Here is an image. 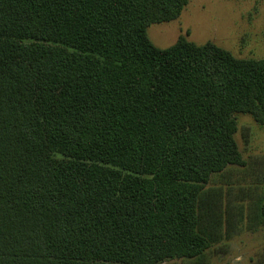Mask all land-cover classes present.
Returning a JSON list of instances; mask_svg holds the SVG:
<instances>
[{
  "label": "trees",
  "instance_id": "trees-1",
  "mask_svg": "<svg viewBox=\"0 0 264 264\" xmlns=\"http://www.w3.org/2000/svg\"><path fill=\"white\" fill-rule=\"evenodd\" d=\"M188 5L0 0V264H202L264 227V184L213 186L247 165L236 115L264 126V58L156 47Z\"/></svg>",
  "mask_w": 264,
  "mask_h": 264
},
{
  "label": "rangeland",
  "instance_id": "rangeland-1",
  "mask_svg": "<svg viewBox=\"0 0 264 264\" xmlns=\"http://www.w3.org/2000/svg\"><path fill=\"white\" fill-rule=\"evenodd\" d=\"M153 44L171 47L180 36L198 45L214 43L244 59L264 58V0H189L181 17L170 23L154 24L148 30ZM235 136L245 167H232L213 181L214 188L262 191L264 184V126L250 115L237 114ZM232 194H234L232 192ZM235 195V194H234ZM216 249V250H215ZM212 249L202 264H264V227L248 226L231 241ZM163 264H197L174 260Z\"/></svg>",
  "mask_w": 264,
  "mask_h": 264
}]
</instances>
